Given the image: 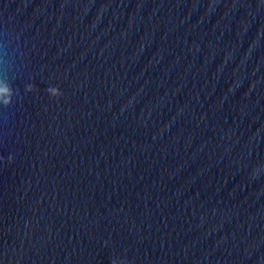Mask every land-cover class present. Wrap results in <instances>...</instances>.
I'll use <instances>...</instances> for the list:
<instances>
[{
	"label": "water",
	"instance_id": "95a60500",
	"mask_svg": "<svg viewBox=\"0 0 264 264\" xmlns=\"http://www.w3.org/2000/svg\"><path fill=\"white\" fill-rule=\"evenodd\" d=\"M0 264H264V0H0Z\"/></svg>",
	"mask_w": 264,
	"mask_h": 264
}]
</instances>
